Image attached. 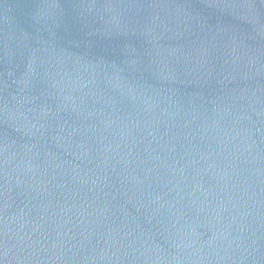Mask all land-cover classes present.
<instances>
[{
    "label": "water",
    "instance_id": "obj_1",
    "mask_svg": "<svg viewBox=\"0 0 264 264\" xmlns=\"http://www.w3.org/2000/svg\"><path fill=\"white\" fill-rule=\"evenodd\" d=\"M0 264H264V0H0Z\"/></svg>",
    "mask_w": 264,
    "mask_h": 264
}]
</instances>
